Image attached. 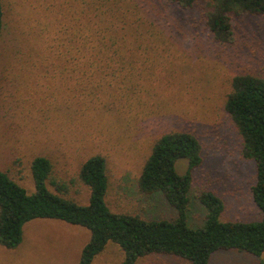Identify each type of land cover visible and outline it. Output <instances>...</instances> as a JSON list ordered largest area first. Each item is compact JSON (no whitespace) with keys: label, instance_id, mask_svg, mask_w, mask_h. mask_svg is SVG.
<instances>
[{"label":"rangeland","instance_id":"rangeland-1","mask_svg":"<svg viewBox=\"0 0 264 264\" xmlns=\"http://www.w3.org/2000/svg\"><path fill=\"white\" fill-rule=\"evenodd\" d=\"M78 1L3 0L0 171L33 194L30 164L44 157L52 164L51 180L68 185L65 197L86 205L89 191L77 174L88 158L101 155L112 212L173 220L177 212L165 197L142 194L137 183L154 143L166 133L188 132L198 140L203 162L193 171L187 226L204 223L202 192L223 202L221 223L261 221L251 193L255 163L242 158V140L224 104L235 76L264 77V17H231L233 42L221 44L213 40L199 6L122 0L132 12L117 33L123 40L102 45L109 54L94 59L75 38L85 17L74 19ZM175 168L184 174L187 161L178 160ZM48 189L55 192L51 184ZM89 237L79 226L31 220L16 249L0 246V264H76ZM123 259L110 242L92 264ZM138 264L189 263L155 255ZM209 264H264V253L216 251Z\"/></svg>","mask_w":264,"mask_h":264},{"label":"trees","instance_id":"trees-1","mask_svg":"<svg viewBox=\"0 0 264 264\" xmlns=\"http://www.w3.org/2000/svg\"><path fill=\"white\" fill-rule=\"evenodd\" d=\"M122 0H79L82 19L76 40L86 44V56L99 59L107 53L102 45L122 41L118 31L128 25L132 12ZM180 9L199 6L213 40L233 42L231 17L258 15L264 17V0H167ZM128 22V23H127ZM6 13L0 0V58L4 42ZM123 29V28H122ZM121 29V30H122ZM83 33V35H82ZM224 109L236 128L242 143L241 156L255 163V184L251 187L254 204L262 213L258 222L218 221L224 204L211 192L199 199L207 210L198 228L187 226L189 192L193 171L202 165L198 140L188 132H170L153 145L137 183L143 194H162L177 212L173 220H146L136 214L114 213L105 201L108 190L106 159L101 155L88 158L76 180L87 187L89 201L80 205L68 199V185L51 180L52 164L44 157L31 161L34 193L28 194L8 175L0 171V246L16 249L22 242L23 226L35 219L65 222L89 231V241L82 248L77 264H92L108 243L123 251L119 264H138L150 256H174L189 264H209L216 251L236 250L253 256L264 253V77L245 74L235 76L227 94ZM186 160L184 174H178L175 163ZM73 181H71V184ZM48 184L54 187L52 192Z\"/></svg>","mask_w":264,"mask_h":264},{"label":"crops","instance_id":"crops-1","mask_svg":"<svg viewBox=\"0 0 264 264\" xmlns=\"http://www.w3.org/2000/svg\"><path fill=\"white\" fill-rule=\"evenodd\" d=\"M79 261V260H78ZM78 262H76V264H77Z\"/></svg>","mask_w":264,"mask_h":264}]
</instances>
